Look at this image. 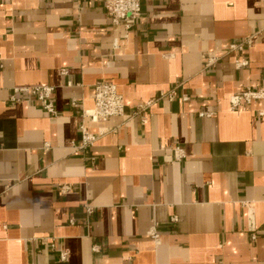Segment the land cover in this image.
I'll return each instance as SVG.
<instances>
[{"label": "crops", "instance_id": "0c3cea01", "mask_svg": "<svg viewBox=\"0 0 264 264\" xmlns=\"http://www.w3.org/2000/svg\"><path fill=\"white\" fill-rule=\"evenodd\" d=\"M238 38L251 40L242 68ZM101 79L125 113L82 150ZM47 84L56 116L9 101ZM249 87L264 88V0H143L130 27L104 0H0V264H264V98L230 103Z\"/></svg>", "mask_w": 264, "mask_h": 264}, {"label": "built area", "instance_id": "2783aa9c", "mask_svg": "<svg viewBox=\"0 0 264 264\" xmlns=\"http://www.w3.org/2000/svg\"><path fill=\"white\" fill-rule=\"evenodd\" d=\"M143 0H104V7L113 24H119L122 21L125 22L127 27H130L142 13ZM251 45L249 38H238L230 43L228 52H237L239 56L235 59V65L237 68L248 66L250 63L249 58L246 55L247 47ZM215 56H205V65L209 66L217 61ZM68 70L61 69V74H67ZM71 81L68 85H72ZM81 85V83H77ZM55 86L54 85H38V86H15L12 88L9 101L10 103H17L24 99V95L30 96L28 98L31 102H36L42 108H44L49 114L56 116L58 110L54 99ZM166 97L169 100L176 99L175 90L170 92H162L160 98ZM264 98V88H246L245 90L238 92L230 97L231 109L237 110L239 108H245L247 104L252 103L254 100ZM93 99L94 105L91 108H84L82 110V122L80 124L81 139L77 148L82 150H89L98 140L99 136L107 131L104 126L105 122L111 117L117 115H123L125 113V101L123 94L119 91L118 85L110 80L101 79L93 84ZM184 100H188L189 97L184 95ZM155 100H149L139 105V108L143 111L151 106ZM75 104V101H73ZM200 115H210V112H201ZM259 115L264 116V110H259ZM144 121L148 120L147 116H143ZM90 123L100 124V128L97 132H94L90 128ZM187 153L182 143H177L172 147V160L182 161L186 158ZM93 159V158H92ZM94 160V159H93ZM73 188V185L68 182L61 183L58 187L60 194H66ZM87 212L92 213L93 207L87 206ZM173 221H177V216H173ZM150 235L159 241V234L155 230L150 231ZM256 238V236H254ZM56 247V243H52V248ZM97 246H95L96 249ZM68 252L66 250L60 251L61 261L68 259Z\"/></svg>", "mask_w": 264, "mask_h": 264}]
</instances>
